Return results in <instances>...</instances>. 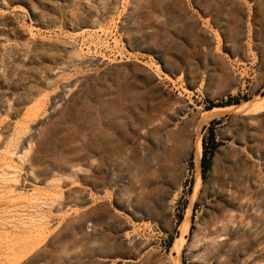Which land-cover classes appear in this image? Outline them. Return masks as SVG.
I'll return each instance as SVG.
<instances>
[{
	"label": "rangeland",
	"instance_id": "374dc122",
	"mask_svg": "<svg viewBox=\"0 0 264 264\" xmlns=\"http://www.w3.org/2000/svg\"><path fill=\"white\" fill-rule=\"evenodd\" d=\"M258 96L264 0H0V264H264Z\"/></svg>",
	"mask_w": 264,
	"mask_h": 264
},
{
	"label": "bare ground",
	"instance_id": "6f19581e",
	"mask_svg": "<svg viewBox=\"0 0 264 264\" xmlns=\"http://www.w3.org/2000/svg\"><path fill=\"white\" fill-rule=\"evenodd\" d=\"M259 98H257V100H255V101H246V102H243L242 104H239V105H229V106H225V107H215V108H213V109H211L209 111H206V119L209 120V119H212V118L221 116V115L226 114V113H229V112H231V113L233 112V115H236L234 113L241 112V113H243V115H246V116L247 115H252V114L254 115V114L263 112L264 111V96L263 97H259ZM201 139L202 138H200L197 141V143H195L196 144L195 145V148H196V152H195L196 153L195 163H196V167L198 169V171H197L198 175H197L196 182H195L194 192H193V194L191 196L192 202L195 200V198L198 197L197 194H198L199 188L201 186V182H202L201 169H202V157H203V142H202ZM190 209L191 208H188V210H187L188 217L186 218L185 221L182 222V229L184 230V233L185 232H188V230H189V225L190 224H189L188 218H189V214H190ZM183 230H182V232H183ZM182 239H183V237H182ZM178 248H177V251H178Z\"/></svg>",
	"mask_w": 264,
	"mask_h": 264
},
{
	"label": "trees",
	"instance_id": "16d2710c",
	"mask_svg": "<svg viewBox=\"0 0 264 264\" xmlns=\"http://www.w3.org/2000/svg\"><path fill=\"white\" fill-rule=\"evenodd\" d=\"M240 102L237 101L235 103H233L232 101L227 102L225 105H219L217 107H225V106H229V105H238ZM216 106L211 107L210 109H213ZM210 132H211V136L212 139L215 140V134H214V130L210 128ZM208 169H209V153L207 150V144H206V139L203 140V157H202V177L203 179L206 178V175L208 173Z\"/></svg>",
	"mask_w": 264,
	"mask_h": 264
}]
</instances>
